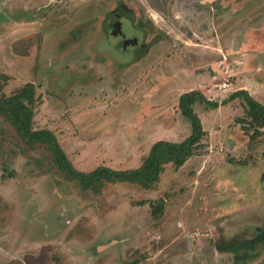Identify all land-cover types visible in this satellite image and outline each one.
<instances>
[{
    "label": "rangeland",
    "instance_id": "obj_1",
    "mask_svg": "<svg viewBox=\"0 0 264 264\" xmlns=\"http://www.w3.org/2000/svg\"><path fill=\"white\" fill-rule=\"evenodd\" d=\"M122 13L127 54L111 34ZM28 83L34 128L86 173L137 170L158 141L187 139L184 93L219 106H195L207 134L183 167L99 192L0 115V264H264V247L247 262L216 247L264 229V128L241 99L223 104L246 90L264 105V0H0V97Z\"/></svg>",
    "mask_w": 264,
    "mask_h": 264
},
{
    "label": "trees",
    "instance_id": "obj_2",
    "mask_svg": "<svg viewBox=\"0 0 264 264\" xmlns=\"http://www.w3.org/2000/svg\"><path fill=\"white\" fill-rule=\"evenodd\" d=\"M234 99H241L244 102L249 128L256 132L263 129L264 105L255 100L246 90L236 91L223 104ZM36 103V87L28 83L13 95L0 97V115L12 123L21 139L30 147L46 146L52 153L55 166L67 178L78 181L83 190L98 192L108 183H131L150 188L159 182L166 165L183 167L196 154L207 134L195 111V106L197 104L215 108L219 106L218 102L209 100L201 91L193 90L184 93L179 99V107L182 116L191 126V135L187 139L182 142L158 141L137 170L118 171L98 167L86 173L74 168L54 132L34 128ZM216 247L220 252L233 254L238 262H247L254 258L258 249L264 247V229L251 240H229L217 244Z\"/></svg>",
    "mask_w": 264,
    "mask_h": 264
},
{
    "label": "flooded vegetation",
    "instance_id": "obj_3",
    "mask_svg": "<svg viewBox=\"0 0 264 264\" xmlns=\"http://www.w3.org/2000/svg\"><path fill=\"white\" fill-rule=\"evenodd\" d=\"M121 20L129 22V16L127 13H122V15H119L118 18L115 20H112L113 27L115 28L116 33H111L114 37H122L123 39V48L122 50L124 51L125 54L129 52L131 48H137L138 47V39L133 38L132 41L129 42L130 38H125L124 34L122 33V28H121ZM129 42V43H128ZM126 44V45H125ZM125 45V46H124Z\"/></svg>",
    "mask_w": 264,
    "mask_h": 264
}]
</instances>
